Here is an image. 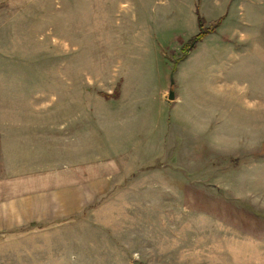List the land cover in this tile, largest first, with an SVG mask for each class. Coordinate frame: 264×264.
I'll list each match as a JSON object with an SVG mask.
<instances>
[{"label":"rangeland","instance_id":"rangeland-1","mask_svg":"<svg viewBox=\"0 0 264 264\" xmlns=\"http://www.w3.org/2000/svg\"><path fill=\"white\" fill-rule=\"evenodd\" d=\"M39 106L64 173L111 186L0 264H264V0H0V132Z\"/></svg>","mask_w":264,"mask_h":264},{"label":"crops","instance_id":"crops-1","mask_svg":"<svg viewBox=\"0 0 264 264\" xmlns=\"http://www.w3.org/2000/svg\"><path fill=\"white\" fill-rule=\"evenodd\" d=\"M169 95L167 91L165 98L170 103L178 101L176 93L173 101L169 100ZM121 99L120 94L112 104L120 103ZM112 104L98 112L103 115L104 125L116 109ZM34 109L33 114L38 118L29 115L23 121L10 122L7 129L32 132L28 137L7 139L0 132V236L75 216L85 206H90L97 195L107 193L111 186L108 177L81 181L78 170L65 174L63 150L59 155L60 148L63 149V132L60 130L56 137L59 142L49 144L42 133L47 126V109L42 106ZM74 166L78 164L69 169Z\"/></svg>","mask_w":264,"mask_h":264},{"label":"trees","instance_id":"trees-1","mask_svg":"<svg viewBox=\"0 0 264 264\" xmlns=\"http://www.w3.org/2000/svg\"><path fill=\"white\" fill-rule=\"evenodd\" d=\"M199 28H200V33L192 38L183 48V56L182 58L185 59L189 53L196 47V45L206 36L209 35L210 33L214 32L216 30V27L220 24L218 22L215 23V25H212L210 29H204L205 26V21L203 20L202 17H199Z\"/></svg>","mask_w":264,"mask_h":264},{"label":"water","instance_id":"water-1","mask_svg":"<svg viewBox=\"0 0 264 264\" xmlns=\"http://www.w3.org/2000/svg\"><path fill=\"white\" fill-rule=\"evenodd\" d=\"M175 98H174V94L171 92L170 95H169V100L170 101H173Z\"/></svg>","mask_w":264,"mask_h":264}]
</instances>
